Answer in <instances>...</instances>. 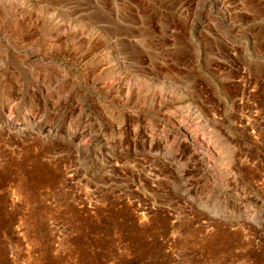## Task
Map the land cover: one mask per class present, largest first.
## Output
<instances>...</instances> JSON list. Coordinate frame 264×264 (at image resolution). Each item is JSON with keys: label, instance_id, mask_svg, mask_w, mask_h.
Wrapping results in <instances>:
<instances>
[{"label": "rangeland", "instance_id": "374dc122", "mask_svg": "<svg viewBox=\"0 0 264 264\" xmlns=\"http://www.w3.org/2000/svg\"><path fill=\"white\" fill-rule=\"evenodd\" d=\"M0 264H264V0H0Z\"/></svg>", "mask_w": 264, "mask_h": 264}]
</instances>
